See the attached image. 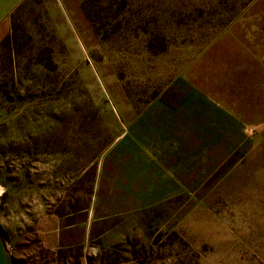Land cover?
I'll return each instance as SVG.
<instances>
[{"label": "rangeland", "instance_id": "1", "mask_svg": "<svg viewBox=\"0 0 264 264\" xmlns=\"http://www.w3.org/2000/svg\"><path fill=\"white\" fill-rule=\"evenodd\" d=\"M0 231L14 264H264V0H0Z\"/></svg>", "mask_w": 264, "mask_h": 264}, {"label": "water", "instance_id": "2", "mask_svg": "<svg viewBox=\"0 0 264 264\" xmlns=\"http://www.w3.org/2000/svg\"><path fill=\"white\" fill-rule=\"evenodd\" d=\"M0 264H14L0 231Z\"/></svg>", "mask_w": 264, "mask_h": 264}, {"label": "crops", "instance_id": "3", "mask_svg": "<svg viewBox=\"0 0 264 264\" xmlns=\"http://www.w3.org/2000/svg\"><path fill=\"white\" fill-rule=\"evenodd\" d=\"M6 7V3L2 4V9L1 10H5Z\"/></svg>", "mask_w": 264, "mask_h": 264}]
</instances>
